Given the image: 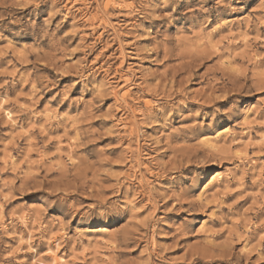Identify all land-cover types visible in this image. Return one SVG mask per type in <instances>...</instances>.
I'll return each mask as SVG.
<instances>
[{
	"label": "rangeland",
	"instance_id": "rangeland-1",
	"mask_svg": "<svg viewBox=\"0 0 264 264\" xmlns=\"http://www.w3.org/2000/svg\"><path fill=\"white\" fill-rule=\"evenodd\" d=\"M213 2L61 0L54 25L64 40L39 56L15 41L0 47V264H264V16H218ZM77 81L68 101L49 104ZM226 88L247 93L233 122L197 140L174 137L171 147L154 143L173 97L188 94L196 106ZM189 155L204 179L181 193L157 172ZM21 185L71 195L118 188L139 211L107 229L119 235L78 233L56 223L54 209L44 215ZM159 193L199 197L202 210L177 212Z\"/></svg>",
	"mask_w": 264,
	"mask_h": 264
},
{
	"label": "clouds",
	"instance_id": "clouds-1",
	"mask_svg": "<svg viewBox=\"0 0 264 264\" xmlns=\"http://www.w3.org/2000/svg\"><path fill=\"white\" fill-rule=\"evenodd\" d=\"M163 2L168 5L172 3V0H163ZM250 3L251 0H214L210 9L215 10L218 16L221 14H241L242 19L246 15L248 20H251L252 16L257 13L259 16H264V0H262L259 9H251ZM45 4L48 5V8L41 7ZM60 4L61 0H0V42H4L0 44V47L13 45L15 41L25 51L39 56L44 46L64 40V35H57L60 30V23L57 22L54 25L56 16L60 14V8L58 7ZM28 7L31 8L30 12L20 14L21 9ZM210 9H204V11L207 12ZM246 9H249L247 14L245 13ZM206 20L205 27L211 23V18H206ZM219 26L217 24L213 30ZM5 32H8L9 36H6ZM169 39L165 36L161 44H166ZM13 51H15V48H13ZM77 83L80 82L66 84L64 88L56 91L50 97L49 104L55 102L57 105H63L65 101L69 100ZM55 86L53 82L52 87ZM87 88L88 83L81 84L82 90ZM43 90H49L47 84L44 85ZM239 91L238 88L221 89L219 100L215 96L211 99L205 97L202 100H197L195 102L196 106L191 105L192 97L188 94H184L178 100L173 97L172 102L159 114V119L163 121L161 127L165 131L159 137L153 138L154 143L160 144L162 142L164 145L171 147L169 141L174 137L197 140L201 136L214 133L222 126L233 122L235 117L242 111L243 96L247 95V93L234 94ZM45 107H48V105ZM69 108H71V102ZM189 161L195 166L190 168L188 166ZM157 175L161 180H166L172 188L180 189L181 193L193 192L204 179L200 161L192 160L190 155L185 157L178 167H168L166 171H158ZM16 191L21 195L29 191L36 193L37 199L43 205L44 215L54 209L53 216L56 218V223H62L65 229H74L78 233L82 229L92 231L103 229L105 234L109 236L119 235L118 232L111 233L107 229L125 221L129 212L135 214L139 211L136 208L137 198L130 193L120 194L118 188L111 195L89 192L87 188L81 189L76 195H71L62 187L54 185L45 187L21 185ZM147 194L145 193V195ZM85 195L89 196L88 200L82 199ZM159 196L162 201L174 198L176 203L180 205L179 208L175 209L177 212L188 211L191 213L202 210V201L199 197L182 199L175 194L170 197L165 193H159ZM185 203L188 205L187 209L184 208ZM14 211L22 210L17 208ZM9 216H11V223L14 225L19 223L12 213H9ZM60 217H63L62 221ZM8 218L5 217V219ZM184 219L188 220L187 217ZM73 221H75L74 224Z\"/></svg>",
	"mask_w": 264,
	"mask_h": 264
},
{
	"label": "bare ground",
	"instance_id": "bare-ground-1",
	"mask_svg": "<svg viewBox=\"0 0 264 264\" xmlns=\"http://www.w3.org/2000/svg\"><path fill=\"white\" fill-rule=\"evenodd\" d=\"M219 176H221V174ZM216 180H219V177H217Z\"/></svg>",
	"mask_w": 264,
	"mask_h": 264
}]
</instances>
